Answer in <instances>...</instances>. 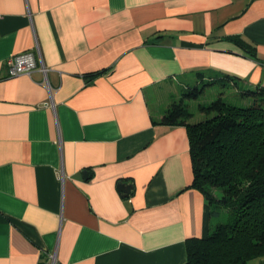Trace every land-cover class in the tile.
Here are the masks:
<instances>
[{"label":"crops","instance_id":"1","mask_svg":"<svg viewBox=\"0 0 264 264\" xmlns=\"http://www.w3.org/2000/svg\"><path fill=\"white\" fill-rule=\"evenodd\" d=\"M197 71L264 86V0H0V264H184L210 205L159 119Z\"/></svg>","mask_w":264,"mask_h":264},{"label":"trees","instance_id":"2","mask_svg":"<svg viewBox=\"0 0 264 264\" xmlns=\"http://www.w3.org/2000/svg\"><path fill=\"white\" fill-rule=\"evenodd\" d=\"M196 73L202 80L188 84L159 119L186 127L190 185L210 205L208 232L186 240L184 264H247L264 256V86L250 88L236 75ZM212 85L220 87L217 96L198 101L202 119L190 121L186 101ZM220 210L224 217L213 221Z\"/></svg>","mask_w":264,"mask_h":264},{"label":"built area","instance_id":"3","mask_svg":"<svg viewBox=\"0 0 264 264\" xmlns=\"http://www.w3.org/2000/svg\"><path fill=\"white\" fill-rule=\"evenodd\" d=\"M4 64L7 68L9 76H16L19 74H30L35 68H38L46 81L47 68L40 63L36 62L34 52L29 50L20 54L11 55L5 59ZM48 86V85H47ZM49 104V102H45ZM51 104V103H50ZM39 264H59L54 252L48 253L46 259Z\"/></svg>","mask_w":264,"mask_h":264},{"label":"rangeland","instance_id":"4","mask_svg":"<svg viewBox=\"0 0 264 264\" xmlns=\"http://www.w3.org/2000/svg\"><path fill=\"white\" fill-rule=\"evenodd\" d=\"M190 80H194L190 79ZM198 80H202L198 77ZM186 84V82H184ZM188 84V83H187ZM220 90L219 85H212V86H207L205 88V91L198 96L197 100H187L186 104L188 107L189 112L192 114L191 118H189L190 121H197L199 119H202V114L199 113L198 107H197V102L202 101V102H209L212 99H214L217 96L218 91ZM182 93V92H181ZM181 95V94H180ZM221 215L217 217H213V221L217 219L218 217H224V210H220ZM222 217V218H223Z\"/></svg>","mask_w":264,"mask_h":264},{"label":"water","instance_id":"5","mask_svg":"<svg viewBox=\"0 0 264 264\" xmlns=\"http://www.w3.org/2000/svg\"><path fill=\"white\" fill-rule=\"evenodd\" d=\"M130 188H131V185H129V184H124V183L118 184V189L124 193H127L130 190Z\"/></svg>","mask_w":264,"mask_h":264}]
</instances>
